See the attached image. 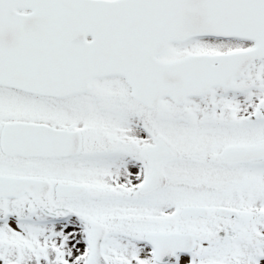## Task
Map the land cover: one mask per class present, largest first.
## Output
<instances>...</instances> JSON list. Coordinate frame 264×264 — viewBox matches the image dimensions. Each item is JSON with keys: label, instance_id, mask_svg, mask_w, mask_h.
I'll use <instances>...</instances> for the list:
<instances>
[{"label": "snow or ice", "instance_id": "1", "mask_svg": "<svg viewBox=\"0 0 264 264\" xmlns=\"http://www.w3.org/2000/svg\"><path fill=\"white\" fill-rule=\"evenodd\" d=\"M0 264H264V0H0Z\"/></svg>", "mask_w": 264, "mask_h": 264}]
</instances>
